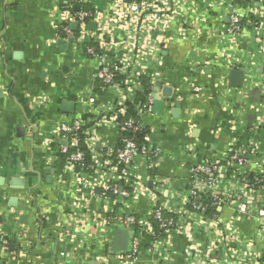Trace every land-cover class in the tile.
<instances>
[{
	"label": "crops",
	"instance_id": "1",
	"mask_svg": "<svg viewBox=\"0 0 264 264\" xmlns=\"http://www.w3.org/2000/svg\"><path fill=\"white\" fill-rule=\"evenodd\" d=\"M85 2L111 15L115 0ZM185 2L182 14L169 18L165 27L150 20L141 28L140 22L142 39L136 37L133 48L141 49L147 42L158 49V64L146 63L147 74L154 78L152 106L140 123L148 144L169 154L152 173L168 179L177 190L185 186L189 166L217 160L230 146L246 147L250 137L258 157H264V94L256 86L264 80V52L250 45L248 34L234 47L225 46L221 36L229 18L222 4L208 8ZM66 5L67 0H0V241L4 242L0 264H119L116 256L130 251L137 235L123 225L102 227L86 219L88 209L98 213L103 209L99 189L81 191L74 186L57 152L58 144L64 143L54 134L61 124L85 115L94 119L97 108L109 107L118 96L101 85L92 108L86 110L78 103L79 96L87 99L83 92L94 87L99 69L97 59L87 56L84 47L98 45L88 35L73 44L77 47L65 41L61 29ZM90 23L88 30H95ZM72 25L76 31L77 25L75 29ZM105 43L112 58L132 53L114 37H107ZM232 70L243 72L240 87L230 86ZM191 84L200 89L196 97L189 95ZM124 100L131 103L134 98ZM154 100L162 107L154 106ZM233 122L241 128L235 129ZM117 128L111 124L102 130L107 145L116 143ZM181 146L193 147L196 154L183 156ZM143 172L137 169L138 174ZM151 208L150 200L140 196L113 210L146 219ZM216 212L222 220L235 215L224 206ZM255 225L252 218L243 220L238 235L257 258L264 254V245L251 242ZM123 239L125 249L115 251V242ZM148 241L140 237L134 264H155L159 256L149 253ZM191 242L186 235H174L168 261L189 264L186 254ZM202 249L208 258H221L219 247L213 249L207 241Z\"/></svg>",
	"mask_w": 264,
	"mask_h": 264
},
{
	"label": "built area",
	"instance_id": "2",
	"mask_svg": "<svg viewBox=\"0 0 264 264\" xmlns=\"http://www.w3.org/2000/svg\"><path fill=\"white\" fill-rule=\"evenodd\" d=\"M185 1L131 0L123 4L115 0L112 14L103 15L94 7L85 9V0H67L61 35L70 45L78 44L87 35L91 42L98 45V49L91 45L84 47V53L98 61L99 69L94 79L103 89L118 96L109 107L97 108L94 119L80 116L61 124L54 133L64 142L58 144L57 152L74 186L77 185L81 191L86 188L99 189L103 209L99 213L88 209L86 219L94 225H123L137 232L132 238L131 250L116 256L119 264L135 263L140 252L141 236L149 239V253L159 256L155 264H171L168 261L172 250L170 240L176 234L192 239L186 254L189 264H264V254L255 258L238 235L239 223L252 218L256 227L251 242L264 245V157H258L254 138L250 137L246 147H228L226 154L217 160L189 166L186 169V184L177 190L171 188L168 179L152 173L158 161L169 154L151 147L146 134L145 145L138 146L136 142L137 134L143 131L140 118L151 112L150 94L146 95L144 102L134 106L133 116H126L124 98L130 101L140 91L141 75H147L152 86L154 78L147 74V64L152 66L159 62L158 49L150 43H142L141 49L133 50L134 40L136 37L142 39L143 35L142 29L138 31L139 23L142 28L145 21L148 24L152 20L154 25L159 21L165 27L169 18L182 14ZM188 1L203 3L208 8L218 4L224 6L229 18L223 32L226 36H221L225 46L234 47L243 34H248L250 45L264 52V0ZM74 6H78V9L73 10ZM88 22H94L95 30H88ZM71 24L77 25L76 31L71 29ZM117 32L122 34H118V37ZM107 37H114L120 42L119 46L126 44V52L131 47V55L121 59L112 58L104 50ZM120 52L123 54V50ZM250 54L252 57L253 52ZM251 61L249 58L246 64L249 68ZM256 86L264 94V80L257 81ZM188 91L189 95L196 97L200 89L191 84ZM83 93L88 97L84 99L79 96L78 103L86 110L92 108L97 97L93 86ZM119 117L123 118L121 126L128 131L127 136L119 128ZM111 124L118 125L119 131L114 146L106 144L102 133ZM232 125L237 130L241 128L236 122ZM80 145L85 147V152L80 150ZM179 153L189 157L196 154L194 148L188 146H181ZM100 156L104 157L103 160H99ZM86 158L90 160L89 165L84 164ZM137 169L144 172L138 174ZM148 183L151 186L148 187ZM140 196L147 197L152 203L148 218L139 219L132 214L124 215L113 210L115 206L132 204ZM223 206L235 212L234 218L222 220L217 212L207 214L208 208L216 211ZM205 241L213 249L219 247V260L208 258L203 253L202 242ZM3 244L0 241V247Z\"/></svg>",
	"mask_w": 264,
	"mask_h": 264
},
{
	"label": "trees",
	"instance_id": "3",
	"mask_svg": "<svg viewBox=\"0 0 264 264\" xmlns=\"http://www.w3.org/2000/svg\"><path fill=\"white\" fill-rule=\"evenodd\" d=\"M84 8L85 9H88V8H91L89 5H87L85 3L84 5ZM98 49V47H96ZM150 78L147 76V75H141L140 78H139V84H140V91L139 92H136L135 96H134V100L133 102L131 103H125V106H126V116H133L134 113V106L138 103V102H144L145 100V97L146 95L150 94L151 92V84L149 83V80ZM101 89V84L98 82H96V84L94 85L93 87V91L97 94V92ZM83 118H90L89 115H85V116H82ZM92 117V116H91ZM123 118H118V124L120 125V129H122V133L127 136L129 135L128 131L125 129L122 128L121 126V122H122ZM145 132L142 131V133L140 132L139 134H137L136 136V142L138 144V146H142V145H145L146 142L144 140V136H145ZM120 146V144L118 145V147ZM80 150L84 151L85 152V147H83V145H80ZM85 165H89L90 164V160L89 158H86L85 159V162H84ZM216 211L214 209H211V208H208L207 209V214H211V213H215Z\"/></svg>",
	"mask_w": 264,
	"mask_h": 264
},
{
	"label": "water",
	"instance_id": "4",
	"mask_svg": "<svg viewBox=\"0 0 264 264\" xmlns=\"http://www.w3.org/2000/svg\"><path fill=\"white\" fill-rule=\"evenodd\" d=\"M73 8L75 10H77L78 6H74ZM89 26L91 27V29H93L95 26L94 22L90 23ZM72 28L75 29L76 24H73ZM242 77H243L242 71H235V70L230 71V86L236 87V88L240 87L242 85ZM157 86H158V84H157ZM153 104H154V106H158V108L162 107V102L159 103V102L154 100ZM71 106H72V103H71ZM157 112H159V110ZM117 237L120 238V235H117ZM125 247H126V241L124 239L123 240H117L115 242V245H114V250L115 251H121V250H124Z\"/></svg>",
	"mask_w": 264,
	"mask_h": 264
}]
</instances>
